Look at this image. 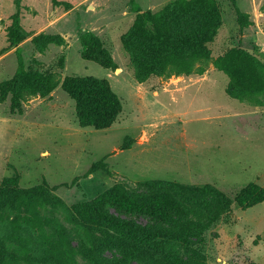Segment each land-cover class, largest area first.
<instances>
[{"label":"rangeland","instance_id":"374dc122","mask_svg":"<svg viewBox=\"0 0 264 264\" xmlns=\"http://www.w3.org/2000/svg\"><path fill=\"white\" fill-rule=\"evenodd\" d=\"M136 1L140 12L132 0H0V184L17 176L23 188L48 189L47 202L30 224L20 222L18 235L0 220V240L10 237L4 264H264V201H239L249 184L264 188V0ZM200 6L219 15L207 62L178 32L210 24ZM18 11L24 38L11 45ZM141 13L163 16L146 24V36L134 31ZM86 32L102 41L110 67L82 57ZM235 49L260 66L239 58L222 69L217 60ZM19 52L25 70L51 75L48 93L32 94L21 82L1 85L16 75ZM200 65L205 71L195 72ZM72 75L109 82L123 103L113 125L79 124L62 86ZM159 179L229 195L226 209L172 263L128 248H119V259L102 232L70 222L67 208L117 183L138 189Z\"/></svg>","mask_w":264,"mask_h":264},{"label":"trees","instance_id":"16d2710c","mask_svg":"<svg viewBox=\"0 0 264 264\" xmlns=\"http://www.w3.org/2000/svg\"><path fill=\"white\" fill-rule=\"evenodd\" d=\"M214 8L197 7L202 9L200 15L203 18L210 19L208 26L197 27L195 31L183 27L178 31L180 38L186 37L185 44L196 45L195 55L204 62L210 60L211 51L207 43L212 40L219 19L218 11ZM132 9L135 12L141 11L136 0H132ZM159 18L163 19L162 14L151 16L149 13L139 14L134 31L146 36V24L155 23ZM14 19V26L10 32L11 45H17L24 38L20 33L19 11ZM80 39L83 58L97 61L105 67L111 66L110 54L99 37L86 32L81 34ZM18 55L16 75L10 82H3L1 85L21 82L32 94L48 93L52 88L51 75L25 70L23 56L20 52ZM239 58L260 66L242 49L227 51L217 60V64L228 70L227 64L234 63V60ZM204 71L203 65L195 69L198 73ZM62 86L76 102L77 119L82 127L108 128L117 121L123 110L122 99L113 91L106 79L72 75L65 78ZM129 145L130 143L126 142L122 148ZM141 186L138 189H131L125 183H117L92 201L67 208L70 222L102 232L113 241L115 250L120 252L119 259L124 256L119 248H128L133 251L149 252L160 262L172 263L182 255L184 248L193 237H196L198 231L212 219L218 218L230 203L229 195L213 185L198 186L159 179L144 181ZM47 197L48 189L45 183L23 188L19 185L17 176L9 177L0 184V220L12 224L15 230L12 235H18L16 230L20 222L30 224L47 202ZM239 201L246 206L264 201V188L255 183L249 184L239 193ZM140 216H146L156 222L141 223L137 220ZM9 238L6 236L2 238L3 241L0 240V264H4L9 256L6 248V241Z\"/></svg>","mask_w":264,"mask_h":264}]
</instances>
